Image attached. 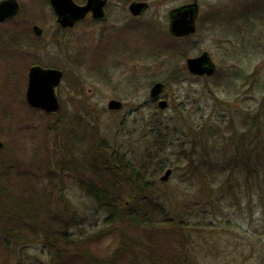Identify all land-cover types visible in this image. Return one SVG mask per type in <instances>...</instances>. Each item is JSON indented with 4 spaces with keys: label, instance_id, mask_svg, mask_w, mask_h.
<instances>
[{
    "label": "rangeland",
    "instance_id": "374dc122",
    "mask_svg": "<svg viewBox=\"0 0 264 264\" xmlns=\"http://www.w3.org/2000/svg\"><path fill=\"white\" fill-rule=\"evenodd\" d=\"M147 1L151 7L141 18L146 21L138 25L132 22L120 25L123 22L114 14L108 23L95 25L86 21L67 33H59L54 22L47 26L44 45L48 48L39 50L38 60L46 67L55 65L65 70L58 88L63 108L60 117L58 113L32 109L17 97L16 94L24 90L26 101V55L19 60L21 54L16 57V49L0 50V140L5 144L0 152V185L17 182L10 184L13 199H16L13 203L0 191V213L11 218L1 220L0 227L18 229L24 223L37 226L32 218L24 217V223H19L12 217L20 207L25 212L42 209L39 203L49 187L37 176L42 177L49 171L56 174L59 166L77 170L81 161L91 162L93 152L99 148L116 147L126 155L128 162L138 165L135 173H141L145 180L156 173L159 182L156 196L158 189L162 191L161 202L172 198L174 206L182 205L185 213L181 217L191 226V244L199 260L197 264H264V203L259 200L256 189L247 188L245 175L239 173L241 169L229 172L231 154L225 146L228 138L223 129V123L231 119L236 110H255L264 99V0ZM191 2L200 5V29L191 38H172L168 28L169 12ZM25 4L36 8L35 4ZM111 4L118 13L119 2L114 0ZM128 17L125 19L129 21ZM150 21L158 22V31L157 24ZM117 25L120 27L116 32L111 31L105 41L100 38L102 31ZM19 27L23 30L26 26ZM57 34H66L67 43L56 42L54 35ZM172 42L179 46L181 54L166 52L165 47ZM33 48L24 49L30 52ZM204 51L211 53L218 67L217 74L211 78L195 77L186 69L187 58ZM182 52H187L186 56ZM176 71L179 75L172 77ZM158 82L166 84L165 94L170 100L166 110L159 109L151 100V89ZM111 99L122 101L125 107L121 111H110ZM193 124L207 127L204 137L210 128L220 127L221 130H213L220 133V140L210 135L205 150L201 147L196 150L194 159H198L199 164L193 168L194 172L183 170L188 166L185 164L169 182L162 184L160 177L165 170L158 174L161 169L159 165L156 169L151 156L174 163L176 155L171 153L186 150L189 154L192 146L183 143L188 126ZM161 127L168 132L161 133ZM170 132H175L173 137ZM85 137L87 140L83 141ZM161 137L167 139L170 146H166ZM42 142L46 149L41 148L43 144L39 145ZM22 148L41 151V159L30 152L32 158L23 161L15 152ZM204 159L208 164L202 167ZM46 162L43 172L39 167ZM9 167H16L15 173H10ZM25 173L36 182L26 179ZM228 178H232L229 183ZM69 185L68 218L71 222L74 219L69 234L73 237L95 234L106 226L109 213L82 193L79 184ZM212 188L216 189V194L210 198ZM133 192L129 187L124 193L127 205L137 200ZM56 227L57 231H65L64 226ZM40 233L38 237L23 240L25 244H15V239L12 240L6 248H10L7 255L10 261L7 258L4 263H58L52 257L45 234ZM7 236L8 233L0 232V243Z\"/></svg>",
    "mask_w": 264,
    "mask_h": 264
},
{
    "label": "trees",
    "instance_id": "16d2710c",
    "mask_svg": "<svg viewBox=\"0 0 264 264\" xmlns=\"http://www.w3.org/2000/svg\"><path fill=\"white\" fill-rule=\"evenodd\" d=\"M165 49L169 54L180 53L179 46L175 42L167 45ZM182 54L186 56L187 52H182ZM173 73L172 77L179 75L177 71ZM16 95L27 106L24 99V90L21 94L18 95L17 93ZM262 100L255 110H236L232 113V118L223 123L225 124L223 129L226 133L225 136L228 138L225 146L230 150L227 151L228 154H231L228 162L230 171H226L234 173L241 169L239 173L245 175L244 182L248 185L247 188L256 189L259 200L264 203V99ZM62 109L58 113L59 117L63 114ZM45 115L48 116L47 118L52 119L51 115ZM180 118L184 119L183 117ZM185 124L188 125L186 122ZM188 128L189 132L186 133V141L183 145L192 146L189 154L186 150L178 154L171 153V155H176L174 163L169 162V159L158 161L157 157L151 156L156 169L158 170V165L161 169L158 170V174L167 168L174 169V173L179 168V170L184 168L183 170L193 173V168L199 164V160L194 159L197 154L196 150H199L200 147L205 150L208 142H210V135L214 136L215 139H219L220 133L213 132V130H221L220 127H215L212 130L210 128L212 132L209 130V133L204 137L203 131L207 128L206 126L195 127L193 124ZM197 130H201V132ZM160 131L165 133L168 132V129L161 127ZM174 133L171 134L170 132L172 137ZM85 140H87V137L83 141ZM162 141L166 143V146H170L167 139H162ZM42 144L41 148L46 149L47 146L44 142L39 145ZM77 148L82 149V147ZM158 149L161 153L160 147ZM15 152L25 162L29 161L30 152H34L37 158L41 159V151L35 152L30 148L17 149ZM26 152L28 155H26ZM47 164L48 162L42 163L39 168L44 172ZM185 164L188 166L181 168ZM207 164L208 162L204 159L200 165L205 167ZM137 166L133 161L128 162L126 155L122 154L116 147L103 150L99 148L97 152H93L91 162L83 163L81 161L77 170L74 168L65 169L59 166L56 174L49 171L44 173L42 177L37 176L38 179L42 178L46 181V186L49 187V192L47 194L44 192V200L39 203L43 205L42 209L37 210L34 208L35 212H25L20 210V207L19 212L12 216L19 223H24V217L32 218L37 222V226L33 224L30 227L27 226L28 223H24L20 224L18 229L16 227H5L4 229L0 227V232L8 233L7 239H3V242L0 243V264L7 262L10 248H6L11 245L12 240L15 239V244L16 242L25 244L23 240L27 241L32 236L36 237L39 235L37 233L40 232L45 234L43 236L47 238L52 257L54 261L58 262L54 264L199 263L196 251L191 244V226H187L181 217L185 213L184 210H181L182 205L179 207L174 206L172 198L161 202L162 191L158 189V196H156L157 185H159V182L156 181V173L149 176L150 179L145 180L141 173H135ZM15 168L9 167V172L15 173ZM195 170L198 171L199 169L196 168ZM25 175L26 179L35 180L28 173H25ZM231 179L228 178L227 183ZM70 183L79 184L82 193L92 197L109 213L105 222L106 226L95 234L73 237L68 232L71 223L74 222V219L71 222L72 219L68 218L71 208L68 207L70 202L67 190ZM10 184H17V182H9L4 186L0 185V191L6 199L12 200L13 203L16 199H13ZM162 184H165V182ZM129 187L133 188L132 196H136L137 200L134 203L131 201L127 205L124 200V193ZM218 189L221 190V188ZM215 190L211 189L210 198L215 197ZM216 200L218 202L219 198H216ZM3 219L10 220L11 218L6 213H0V222ZM262 219L264 220V209ZM58 224L61 227L64 226L65 231H57V227L54 228V226ZM9 237L13 239H9Z\"/></svg>",
    "mask_w": 264,
    "mask_h": 264
},
{
    "label": "flooded vegetation",
    "instance_id": "af4514ba",
    "mask_svg": "<svg viewBox=\"0 0 264 264\" xmlns=\"http://www.w3.org/2000/svg\"><path fill=\"white\" fill-rule=\"evenodd\" d=\"M5 1H11V0H0V4L5 2ZM15 1L18 4V9L16 10V13L13 14L12 16L6 17L4 20H0V50L4 51L6 48H8V50H15L16 49V51H17L16 57H19L18 56L19 52L21 54V56L19 57V60H20V58H22L26 55V58H24L25 63H26V69H27L26 70V79H27V75L29 77L30 70L34 66H42L43 68L51 67L54 69H58V70L63 71L64 75H65V70L58 68L59 66L51 65V66L46 67V66H44L45 64L41 63L42 61L38 60V59H40L39 58V56H40L39 50H44V49L48 48V46L46 47V45H44V42H45L44 38L46 37V34H47V26H49V24L51 22H54L56 30L59 31V33H67L73 29L78 28L83 22H86V21H89L95 25L108 23L109 18L111 16H113L114 14H117L116 16L118 18H120L121 22H123L120 25H126V24H129L131 22L134 25H138L140 22L146 21L144 19L142 20L141 18L146 15L147 11L151 7L150 3L147 0H117L119 2V4H118L119 9L117 10L118 13L117 12L115 13L113 10V6L111 4L114 0H107V4L104 7V14H103L102 18L94 17V12L90 10L84 18H78V19L73 20V17L76 14H74L70 9H66V10L64 9L63 14L59 15L58 12L56 11V9L54 8V6L52 5L51 0H15ZM73 1L76 4V6H78V7H84V6H86V4L88 2V0H73ZM25 2L28 3V5L29 4L30 5L35 4L36 8L32 9V8L26 7ZM134 2L148 3V7L145 10H143L139 15H134L130 10L131 4ZM192 3L193 2L184 4L180 7L172 9L169 12V27H168L169 32H170V23H171V20L173 18L174 10L182 8V7L187 6V5H190ZM24 8H25V10H24ZM262 8H264V7L262 6ZM23 11H25L23 16H22L23 18L21 20H19V17H21ZM126 17L131 18V19L128 21L127 19H125ZM200 17H201L200 5L198 4V11L196 13V21H195L196 30L194 33H192L188 37L191 38V36H194L197 33V31L200 29V27H199ZM63 19H68L70 21H73V25L64 27L61 23V20H63ZM150 22H153V21H150ZM153 23L157 24V31H158V22L154 21ZM21 25H25L26 27H24V29L22 30L19 27ZM120 25L119 26L117 25L116 27L115 26L109 27L107 31H102L100 38H104L103 40L105 41L107 36L111 33V31L116 32L117 27H120ZM60 35L61 34L54 35L55 41L67 43V40L65 39L66 34H64L62 36H60ZM96 36L99 37L98 35H96ZM103 40H101V41L103 42ZM42 43H43V45H42ZM35 46H37V47H35ZM24 48H29V49L33 48L34 51L31 50L30 52H28ZM36 48H38V50ZM1 51H0V56L2 55ZM204 53H208L211 60L214 62V65H215L214 76H215L218 72V67H217L211 53H209L208 51H204L203 53H201L200 55L195 56V57H199ZM156 54H158V52H155V55ZM195 57H193V58H195ZM106 75H107V73H106ZM195 77H197V76H195ZM204 77L209 78L207 75H205ZM28 80H29V78H28ZM27 86H28V83H27ZM165 90H166V85H165ZM58 97H59V95H58ZM111 100H118V99H111ZM151 100H152V103L154 105H158V106H159L160 101L166 100L168 102V107L170 106V100L168 99L165 92L160 97L157 96V97L153 98L151 96ZM118 101H120V100H118ZM120 102H122V101H120ZM60 104H61V101H60ZM122 104H123L122 108L125 107V104L123 102H122ZM61 106H62V104H61ZM122 108L120 110H117V111H121Z\"/></svg>",
    "mask_w": 264,
    "mask_h": 264
},
{
    "label": "water",
    "instance_id": "95a60500",
    "mask_svg": "<svg viewBox=\"0 0 264 264\" xmlns=\"http://www.w3.org/2000/svg\"><path fill=\"white\" fill-rule=\"evenodd\" d=\"M52 5L59 15H62L64 9H70L74 14L73 20L84 18L91 10L94 12V17L102 18L104 7L107 0H88L86 6L78 7L73 0H51ZM148 7V3L134 2L131 4L130 10L134 15H139ZM18 4L15 0L5 1L0 4V20H4L8 16L16 13ZM198 11V3L184 6L176 9L173 12V18L170 23V32L175 37H185L195 32L196 30V13ZM64 27L72 26L73 21L68 19L61 20ZM187 67L192 74L199 76H213L215 74V65L208 53H204L199 57L189 58ZM64 78V72L54 68H43L41 66L32 67L29 73L28 87L26 91V100L31 108L42 110L46 113H58L61 108L60 99L58 97V88ZM165 89V84L158 82L151 90L153 98L159 97ZM122 102L111 100L108 104L109 110H120ZM161 109L168 107V102L162 100L159 103ZM4 148V143L0 140V150ZM173 170L168 169L161 180L169 181Z\"/></svg>",
    "mask_w": 264,
    "mask_h": 264
}]
</instances>
